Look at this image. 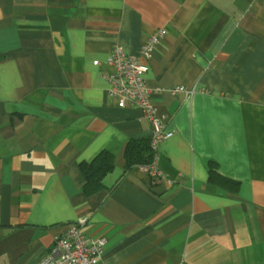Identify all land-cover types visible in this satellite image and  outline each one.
<instances>
[{
	"label": "crops",
	"instance_id": "obj_1",
	"mask_svg": "<svg viewBox=\"0 0 264 264\" xmlns=\"http://www.w3.org/2000/svg\"><path fill=\"white\" fill-rule=\"evenodd\" d=\"M161 29L147 88H196L153 97L163 180L125 171L151 126L105 79L113 46ZM104 151L88 195L81 165ZM77 224L105 238L99 264H264V0H0V264H36Z\"/></svg>",
	"mask_w": 264,
	"mask_h": 264
},
{
	"label": "built area",
	"instance_id": "obj_2",
	"mask_svg": "<svg viewBox=\"0 0 264 264\" xmlns=\"http://www.w3.org/2000/svg\"><path fill=\"white\" fill-rule=\"evenodd\" d=\"M165 34L164 29L155 31L141 44L136 55H129L121 47L113 46L106 60L113 70L105 76L107 95L116 101L117 107L120 109L127 106L135 107L143 113L150 123L149 145L154 156L149 166L139 168L151 177H157L160 180H163L164 177L157 169L159 148L173 136V133L166 129L164 121L157 115L153 97L165 92L186 97H191L196 93V88L174 87L167 91L164 89L149 90L147 88V61ZM94 64L96 65L97 62ZM198 92L204 93V91ZM80 226L78 224L70 225L55 240L48 254L36 264H99L106 240L102 237L88 238Z\"/></svg>",
	"mask_w": 264,
	"mask_h": 264
},
{
	"label": "trees",
	"instance_id": "obj_3",
	"mask_svg": "<svg viewBox=\"0 0 264 264\" xmlns=\"http://www.w3.org/2000/svg\"><path fill=\"white\" fill-rule=\"evenodd\" d=\"M153 151L149 145V140L129 141L124 150L126 161L125 171L133 167H146L152 163ZM114 155L109 152H101L90 163L82 164L81 170L85 178L84 191L89 192L103 189L102 181L114 169ZM209 180L216 184L227 182L223 177L218 175L216 166L208 165Z\"/></svg>",
	"mask_w": 264,
	"mask_h": 264
}]
</instances>
